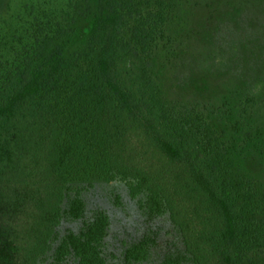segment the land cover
Wrapping results in <instances>:
<instances>
[{"label":"trees","instance_id":"obj_1","mask_svg":"<svg viewBox=\"0 0 264 264\" xmlns=\"http://www.w3.org/2000/svg\"><path fill=\"white\" fill-rule=\"evenodd\" d=\"M256 13L263 0H64L32 15L0 62V264H109L103 212L58 233L83 218L92 179L168 216L181 249L158 264H264ZM239 28L252 32L226 49ZM121 254L142 264L147 237Z\"/></svg>","mask_w":264,"mask_h":264},{"label":"rangeland","instance_id":"obj_2","mask_svg":"<svg viewBox=\"0 0 264 264\" xmlns=\"http://www.w3.org/2000/svg\"><path fill=\"white\" fill-rule=\"evenodd\" d=\"M63 3L64 0H0V62L12 60L21 45L19 38H22V43L28 41L32 15L55 10ZM257 16L264 22V13ZM245 29H234L225 35L227 42L223 46L226 49L235 48L243 35L252 32L250 28ZM90 183L80 192L84 203L83 218L74 222L62 221L58 227L59 235L66 230L76 231L83 221L89 220L96 211H101L108 219L104 254L109 264H120L123 249L146 237L150 244V254L142 264H158L164 253L181 249L179 235L168 216L144 213L138 206L141 196L132 198L123 181L92 179Z\"/></svg>","mask_w":264,"mask_h":264}]
</instances>
